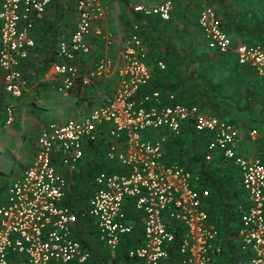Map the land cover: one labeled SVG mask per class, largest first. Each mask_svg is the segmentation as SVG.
<instances>
[{"label": "built area", "instance_id": "1", "mask_svg": "<svg viewBox=\"0 0 264 264\" xmlns=\"http://www.w3.org/2000/svg\"><path fill=\"white\" fill-rule=\"evenodd\" d=\"M50 3L0 1L4 100L7 96L19 99L26 89L23 68L35 47L33 31ZM74 4L75 27L69 39L57 44L50 64L58 78V94L69 93L79 79L89 86L91 80L114 73L112 60L102 57L87 78L81 76L76 62L90 53L87 37L101 36V28L94 24L104 17L106 8L101 0H74ZM130 9L145 20L167 22L172 5L135 4ZM197 25L209 49L223 55L233 48L214 9L201 10ZM124 47L113 96H104L101 106L79 119L46 123L37 134L30 165L7 184L6 198L0 202V264H90L89 252L75 239L76 216L64 201L69 185L82 174L89 145L99 141L107 145L104 160L113 171L93 176V189L80 215L89 219L105 252L115 255L131 236L125 264H168L178 237L179 264H213L222 246L206 210L210 192L200 187L197 173L165 160L167 140L180 137L184 129L209 137L205 163L219 153L237 169L245 197L237 207L238 249L248 264H264V163L239 153L240 133L227 121L180 102L173 93L141 94L151 81V70L137 25ZM235 52L238 65L252 70L258 79L264 97V47L239 45ZM157 67L165 69L161 62ZM5 101L2 124L11 126L15 113ZM147 131H161L164 136L143 139L141 134Z\"/></svg>", "mask_w": 264, "mask_h": 264}, {"label": "crops", "instance_id": "2", "mask_svg": "<svg viewBox=\"0 0 264 264\" xmlns=\"http://www.w3.org/2000/svg\"><path fill=\"white\" fill-rule=\"evenodd\" d=\"M101 2L106 8V12L104 17L94 25L101 28L102 34L96 36L91 33L87 37L90 53L79 59L76 64L80 69L81 76L86 75L87 78L95 63L102 57H108L113 62L114 73L102 80H91L89 86H83L80 82L81 79H79L71 92L58 94L55 90L58 78L52 74L50 65L46 71H43L45 59L50 61L54 58L57 44L69 39L75 27L77 14L74 0H51L43 20L36 25L33 31L35 47L30 52L23 68L27 79L26 89L21 98L9 101L6 99V101L1 102L2 105L4 101L11 105L14 113L20 111L21 119L25 114V118L28 117L32 125L31 127L28 125L30 130L29 128L27 130L25 128L21 129V136L32 137L30 138L32 142H30V152L27 153V156L23 153L25 147L23 145L20 147L22 154L19 175L30 165L33 159L35 140L40 128L48 122L66 121L59 117V112L62 109L75 104L78 110H74L73 116L76 117L74 119H79L82 115H86L92 109L97 108L95 106L100 105L99 102H102L100 99H103V97L97 100L98 103L96 98L103 90H105V94H107L105 96L109 99L113 96L117 86L115 71L124 63V46L135 25L138 26L142 38L149 45L146 61L151 69V78L155 76L154 83L164 86L178 84L179 88L176 92L180 95V102L188 105H192L191 102H196L208 114L226 119L233 127L236 126L240 130L243 129L244 132H250L244 115L248 113L246 111L247 107H253L254 103L260 102V98L255 99L252 92V85L258 79H256L252 70L238 65L234 48L223 55L208 48V43L197 25V17L204 8H214L235 46L237 44H261L264 47V0H101ZM166 2L170 3L173 9L170 20L167 22H151L153 26H150L142 17L135 15L129 6V4L156 6ZM210 53L212 58L207 57ZM160 59L164 61L167 67L164 73L156 68V63ZM203 61L206 62L203 63ZM250 76L254 81L250 80ZM255 88H258V86L255 85ZM260 90L262 93V88H259ZM259 91L257 90V92ZM165 93L172 92L167 90ZM79 98H82V101ZM262 102L264 103V101ZM34 104L38 105L36 110L39 115L33 116V114L27 113L29 112V105L33 108ZM42 111H53L57 116L51 120H45L40 115ZM257 117H260L258 118V122H260L256 124L258 127L262 126V134L260 131L258 134L256 133V136L254 132H250L247 136L243 133L244 139L242 138L238 151L249 159L263 161V107L258 108ZM1 123L2 116L0 113ZM5 127L9 138H0L1 148L7 143L8 146L9 144L12 145L10 142L11 136L16 135V131L12 130L10 126ZM32 134H35L34 137ZM189 135L186 133L185 137V143L188 144L191 141ZM163 136L164 133L161 131H147L141 134L143 139L151 141L161 139ZM202 139L198 141L197 147L199 149L202 148L203 142L207 140ZM173 141L174 139L171 138L167 140L164 146L165 154L167 145ZM206 144H204V148ZM197 147L194 144L192 145L194 150ZM219 156V153H215L209 165L215 168L213 170L216 177H222L224 180L232 182L231 184L234 187H229L231 190L229 197L233 199V203L238 206L242 205L245 197L239 173L231 162L225 161L224 163V160ZM103 159L101 158V160ZM192 165L191 171L198 174L197 164L193 163ZM201 182L200 179V187L208 189L210 192L206 210L210 222L213 223L212 225L219 233L217 243L222 246V253L214 259L213 264H248V262L242 260V253L238 249L237 222L229 221V214H224L221 200L211 194L210 187H202ZM235 190L239 192L237 195Z\"/></svg>", "mask_w": 264, "mask_h": 264}, {"label": "trees", "instance_id": "3", "mask_svg": "<svg viewBox=\"0 0 264 264\" xmlns=\"http://www.w3.org/2000/svg\"><path fill=\"white\" fill-rule=\"evenodd\" d=\"M146 22L150 24V26H153L151 22L157 23L159 21L153 19H146ZM53 60L54 58L50 61L48 59H45L43 71H46L48 69V66L51 64ZM154 81H155V76L151 78L150 83L146 88H144L141 91V94L155 90H160L162 91V93H165L167 90H170V92L175 94L177 99L180 100V95L178 94V92H176V90L179 88L178 84L164 86L160 84L157 85L156 83H154ZM3 94L4 93L0 90V112L3 109V105L1 104V102H3L4 100ZM191 104L202 109L204 113H207V111L198 103L191 102ZM186 133H188V135L190 134L189 136L191 140L190 141L191 145L194 144L196 147L198 145V141L201 140L202 138H203L202 140L207 139L205 142H203L204 144H206L209 140L207 134L195 133L191 129H187V130L184 129L183 134L180 137L174 139L173 142H170L167 145L166 154H165L166 162L179 163L185 166L189 170H192L193 163L197 164L196 167L199 168L198 174L202 181L201 182L202 187L205 186L210 187L211 194L215 195L219 200H221L224 207V214L225 213L227 215L229 214L230 217V219L228 218L229 221L237 222L238 224V214H237L238 205L236 203H233V199L229 197V192L231 191L229 187H234V186L233 184H231L232 182H230V180H224L222 177H216L214 175V171H212L210 167H208V164H205L204 162L205 150L199 149L197 147L195 149L196 151L192 155V158L189 159L188 161H184L182 156L178 153L177 149L178 147L183 145V142H185ZM106 146L107 145L102 143V141H99L96 144L89 145L81 168L82 174H80L78 176V179L76 178L74 182L69 185L64 204L70 207L76 216L75 232H74L75 239L82 245L84 250L89 252L90 264H125L124 258L127 255L128 249L132 245L133 238L131 236L127 237L115 255H108V253L105 252L102 245L98 242L97 237L91 228L89 219L86 217L85 218L81 217L80 215V212L85 207L86 201L90 197L93 188L92 182L91 184H86L87 181L86 179L92 180L93 176L96 173L103 170L109 172L113 171V168H111L112 166H109L106 163V161L103 159V153ZM101 158L103 160H101ZM223 162L225 163V161ZM262 162L264 163V160ZM235 192L236 195L237 193H239L236 190ZM178 240L179 238L177 237L171 247L170 259L168 264H179L180 259L177 254V247L179 243ZM241 256H242V260L244 262H247V256L244 254H242Z\"/></svg>", "mask_w": 264, "mask_h": 264}, {"label": "rangeland", "instance_id": "4", "mask_svg": "<svg viewBox=\"0 0 264 264\" xmlns=\"http://www.w3.org/2000/svg\"><path fill=\"white\" fill-rule=\"evenodd\" d=\"M133 5H135V4H129V6L131 7V6H133ZM140 5V4H139ZM144 6H147V5H144ZM212 9H214V8H212ZM173 10V9H172ZM215 10V9H214ZM216 11V10H215ZM216 13H217V11H216ZM217 16H218V14H217ZM219 17V16H218ZM220 19V18H219ZM170 20V19H169ZM220 21H221V19H220ZM222 22V21H221ZM225 29V28H224ZM139 34H140V31H139ZM140 36H141V34H140ZM230 37V36H229ZM231 38V37H230ZM141 39H142V41H143V43H144V45L146 46V48H147V52H148V50H149V45H148V43L145 41V39H143L142 38V36H141ZM231 40H232V38H231ZM233 41V40H232ZM240 44H237L236 46H235V44H234V42H233V48L235 49L236 47H238ZM261 45V44H260ZM232 48V49H233ZM212 54L210 53L207 57H209V58H212V56H211ZM217 56V55H216ZM159 62H161L163 65H164V67H165V69L164 70H162L161 72H165L166 71V65H165V63H164V61L162 60V59H160L159 61H157V63L156 64H158ZM204 62H206V61H203V63ZM194 64V63H193ZM150 65V64H149ZM151 66V65H150ZM152 67V66H151ZM156 68L157 69H159L157 66H156ZM154 69H155V67H154ZM195 69V68H194ZM151 70V69H150ZM156 70V69H155ZM256 77V76H255ZM257 79V78H256ZM250 80L251 81H254L253 79H252V77L250 76ZM254 85V86H253ZM252 85V87H253V93H254V98L255 99H259L260 98V102L259 103H254V106L252 107V106H250V107H247L246 108V111H248V113H246L244 116L246 117V120H245V122H247L248 123V129H249V131L250 132H254V134H255V136H256V133L258 134L259 133V131H260V133L262 134V126H260V127H258V125L256 124L257 122H258V118H260V117H257V111H258V108H264V103L262 102V101H264V97H263V95H262V93H261V90L259 91V88H261V86H260V83H259V81L258 80H256V81H254V84ZM255 85H257L258 86V88H255ZM259 91V92H257V90ZM97 92V91H96ZM256 92V93H255ZM105 95H107V94H105V90H103V92H101V94H99V95H97V97L98 98H96V102H97V100L99 99V98H102V97H104ZM11 100V98L10 97H5V100ZM80 100L82 99V98H79ZM93 99H95V98H93ZM101 100V99H100ZM14 101V100H13ZM82 101V100H81ZM95 101V100H94ZM32 103V102H31ZM30 103V104H31ZM92 103V102H91ZM98 103V102H97ZM100 103V105H102V102H99ZM82 105V104H81ZM84 105H86L85 103H84ZM88 105V104H87ZM100 105H98V106H100ZM31 105H29V108H28V111L29 112H27V113H29V114H33V116L34 115H39V112L36 110V107L38 108V105H36V104H34V107L33 108H31L30 107ZM83 106V105H82ZM98 106H95V107H98ZM44 108H46L45 106H44ZM43 108V109H44ZM75 109H77L78 110V108H77V106L75 105V104H71L70 106H68V107H66L65 109H62V111L61 112H59L60 113V118H62L63 120H70V119H74V118H76L75 116H73V112H74V110ZM202 110V109H201ZM28 115V114H27ZM40 115L45 119V120H51L52 118H54L55 116H57L53 111H42V112H40ZM21 112L19 111V113L16 111L15 112V121H14V123H13V125H11L10 127L12 128V130H14V131H16V135H12L11 136V144L12 145H10L9 144V146H8V143L7 144H4L3 146V148H1V145L2 144H0V202H3L4 200H5V198H6V186H7V184H9L15 177H17L18 175H19V173H20V171H21V154H22V152H21V145H23V147H25V149L23 150L24 152L23 153H25V156H27V153L28 152H30V147L29 146H31L30 145V142H32L31 141V139L30 138H32V137H30L29 138V136H27V135H25V136H21V129L23 128H25L26 130H27V128H29L28 127V125H30V127L32 126L31 124H30V120H28V117L27 118H25L26 116H25V114L23 115V119H21ZM223 120H225V121H227L226 119H223ZM260 120V119H259ZM228 122V121H227ZM260 122V121H259ZM258 122V123H259ZM229 123V122H228ZM2 124V123H1ZM0 124V138H3V139H8L9 138V136L7 135V133H6V127L4 128V126L3 125H1ZM231 124V123H230ZM237 130H238V132L240 133V136H241V141H242V138L244 139V135L245 136H247V135H249L250 134V132L248 133V132H244L243 131V129L242 130H240L239 128H237L236 126H234ZM9 128V127H8ZM10 128V129H11ZM29 130H30V128H29ZM18 131H20V132H18ZM243 133H244V135H243ZM23 134V133H22ZM33 135V137H34V135L35 134H32ZM8 146V147H7ZM203 146H204V143H203ZM203 146H202V148L201 149H203ZM20 148V149H19ZM204 150H205V148H204ZM105 151H106V148H105V150H104V153H105ZM177 151H178V153L182 156V158H183V160L184 161H188L191 157H192V155L194 154V152L196 151V150H194V149H192V145H191V143H185V142H183V145L182 146H180V147H178V149H177ZM104 153H103V158H104ZM23 156V155H22ZM262 161V160H261ZM205 164H208V167H210V169L212 170V171H214L213 169H215L214 167H212V166H210L209 165V163H205ZM194 169V168H193ZM199 169V168H198ZM224 169V168H223ZM225 170V169H224ZM197 171V170H196ZM198 172V171H197ZM233 175H234V173H233ZM87 181H86V184H91V182H92V180L91 179H86Z\"/></svg>", "mask_w": 264, "mask_h": 264}]
</instances>
